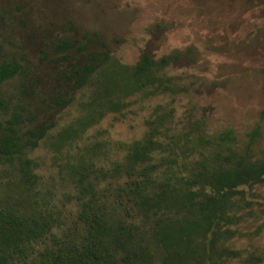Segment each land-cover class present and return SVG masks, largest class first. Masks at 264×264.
Instances as JSON below:
<instances>
[{"label":"trees","instance_id":"trees-1","mask_svg":"<svg viewBox=\"0 0 264 264\" xmlns=\"http://www.w3.org/2000/svg\"><path fill=\"white\" fill-rule=\"evenodd\" d=\"M96 39L99 51L78 46L80 60L60 77L73 93L91 88L92 104L105 100L116 106L119 100L109 97L118 93L170 100L192 93L194 82L166 71L191 55L190 47L158 58L142 53L130 69L118 72L107 66L99 71L110 53ZM70 48L67 42L58 46L60 52ZM19 75H27L23 64L0 63V87ZM49 101L60 107L67 104L58 97ZM7 109L0 92V111ZM159 109L123 162L105 173L115 179L111 190L97 195L96 184L84 182L87 172L73 171L79 210L73 226L65 229L60 215L41 209L35 200L36 164L28 154L52 124L31 117V125L23 129L17 111L0 120V166L13 176L16 195L0 202V264L264 262V248L252 243L264 225V204L254 201L252 192L264 184L260 128L238 139L232 129L209 133L193 113H187L181 125L174 120V109ZM241 239L248 241L246 248H231ZM34 245L43 248L35 250ZM33 252L37 255L31 259Z\"/></svg>","mask_w":264,"mask_h":264},{"label":"rangeland","instance_id":"rangeland-1","mask_svg":"<svg viewBox=\"0 0 264 264\" xmlns=\"http://www.w3.org/2000/svg\"><path fill=\"white\" fill-rule=\"evenodd\" d=\"M96 38L110 53L99 71L130 69L142 53L158 58L190 47L191 55L166 71L194 82L192 93L173 100L118 93L109 97L119 100L116 106L105 100L92 104L91 88L73 93L60 77L80 60L78 46L99 51ZM63 42L71 48L60 52ZM9 60L23 64L27 75L0 87L8 104L0 120L17 111L23 129L31 117L52 124L28 154L36 164L35 200L60 215L64 229L73 226L79 210L73 171L87 172L84 182L96 184L97 195L111 190L115 179L105 173L123 162L159 108L174 109L181 125L193 113L209 133L232 129L238 139L258 126L264 153V0H0V63ZM49 97L67 104L50 105ZM14 184L0 166V202L16 196ZM252 192L254 201L264 204V184ZM247 243L241 239L231 248ZM252 243L264 248V225Z\"/></svg>","mask_w":264,"mask_h":264}]
</instances>
